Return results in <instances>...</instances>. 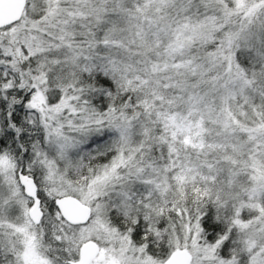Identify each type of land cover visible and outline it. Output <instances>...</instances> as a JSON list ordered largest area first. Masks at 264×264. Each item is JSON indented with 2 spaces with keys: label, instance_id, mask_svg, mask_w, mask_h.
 Wrapping results in <instances>:
<instances>
[{
  "label": "snow or ice",
  "instance_id": "snow-or-ice-1",
  "mask_svg": "<svg viewBox=\"0 0 264 264\" xmlns=\"http://www.w3.org/2000/svg\"><path fill=\"white\" fill-rule=\"evenodd\" d=\"M0 264H264V0H0Z\"/></svg>",
  "mask_w": 264,
  "mask_h": 264
}]
</instances>
